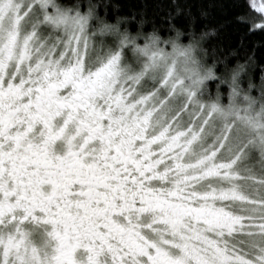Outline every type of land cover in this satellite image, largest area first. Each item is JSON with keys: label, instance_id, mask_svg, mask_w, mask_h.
<instances>
[{"label": "snow or ice", "instance_id": "6c2138e0", "mask_svg": "<svg viewBox=\"0 0 264 264\" xmlns=\"http://www.w3.org/2000/svg\"><path fill=\"white\" fill-rule=\"evenodd\" d=\"M100 6L0 0V264H264V67Z\"/></svg>", "mask_w": 264, "mask_h": 264}, {"label": "trees", "instance_id": "16d2710c", "mask_svg": "<svg viewBox=\"0 0 264 264\" xmlns=\"http://www.w3.org/2000/svg\"><path fill=\"white\" fill-rule=\"evenodd\" d=\"M67 4L76 0H64ZM97 11L110 23L119 18L129 31H156L163 38L181 33L188 43L189 33L199 41L200 55L217 75H227L238 64H247L259 82L264 67V32L249 31L254 15L250 0H93ZM179 9V12H177ZM171 17V27L169 18ZM243 17V19H241ZM143 22V23H141ZM249 56L253 61H249ZM214 82L210 89L214 92Z\"/></svg>", "mask_w": 264, "mask_h": 264}, {"label": "rangeland", "instance_id": "374dc122", "mask_svg": "<svg viewBox=\"0 0 264 264\" xmlns=\"http://www.w3.org/2000/svg\"><path fill=\"white\" fill-rule=\"evenodd\" d=\"M213 88H214V90H215V84H214ZM257 155H258V154H257Z\"/></svg>", "mask_w": 264, "mask_h": 264}]
</instances>
